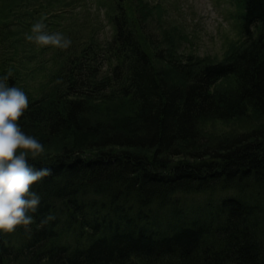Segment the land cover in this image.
<instances>
[{"label":"trees","instance_id":"1","mask_svg":"<svg viewBox=\"0 0 264 264\" xmlns=\"http://www.w3.org/2000/svg\"><path fill=\"white\" fill-rule=\"evenodd\" d=\"M234 4L219 59L149 0H0V79L52 173L0 264H264V0ZM41 19L71 46L28 41Z\"/></svg>","mask_w":264,"mask_h":264},{"label":"clouds","instance_id":"2","mask_svg":"<svg viewBox=\"0 0 264 264\" xmlns=\"http://www.w3.org/2000/svg\"><path fill=\"white\" fill-rule=\"evenodd\" d=\"M43 19L31 27L26 39L39 47L68 49L72 41L61 32L49 33ZM9 72L0 79V232H15L17 228L29 229L33 215L41 203V197L33 186L50 176L51 169L36 168L29 161H36L46 153L44 145L28 135L20 121L30 107L25 91L6 82ZM54 219L49 215L42 223Z\"/></svg>","mask_w":264,"mask_h":264},{"label":"rangeland","instance_id":"3","mask_svg":"<svg viewBox=\"0 0 264 264\" xmlns=\"http://www.w3.org/2000/svg\"><path fill=\"white\" fill-rule=\"evenodd\" d=\"M149 1L166 8L163 13L165 26H176L181 30L179 35L184 52H195L200 56L220 59L227 42L237 38L234 0ZM101 20V35H110V27L103 17Z\"/></svg>","mask_w":264,"mask_h":264}]
</instances>
